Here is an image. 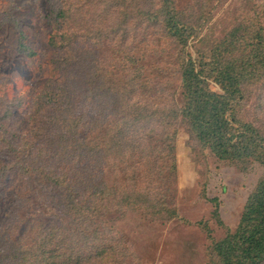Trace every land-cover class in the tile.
I'll return each mask as SVG.
<instances>
[{"label":"trees","instance_id":"16d2710c","mask_svg":"<svg viewBox=\"0 0 264 264\" xmlns=\"http://www.w3.org/2000/svg\"><path fill=\"white\" fill-rule=\"evenodd\" d=\"M58 9L60 21H55L56 30L48 38L50 47L59 51L51 59L57 76L32 92L27 129L9 133L1 123L0 194L19 178L22 183L14 196L16 208L0 225V264H126L127 248L100 215L130 208L155 218L177 216L162 187L174 168L176 120L219 159L251 160L264 168V133L236 117L243 85L264 74L258 71L264 66V31L260 28L251 38L234 27L208 54L192 59L187 39L194 27L184 22L172 0H164L158 14L140 9L137 22L161 25L180 46L175 60L180 62L182 104L165 107L149 100L166 94L156 87L158 81L150 86L152 76L136 64L140 59L133 54V38L127 43V35L118 29L100 35L97 27L84 25V31L69 32L81 24L69 25L68 4ZM128 22L123 14L115 26L126 28ZM23 38L19 32L18 50L34 56ZM104 40L117 54L126 49L131 57L126 55L118 68L113 63L109 70L89 50ZM79 46L83 54L74 55ZM212 82L221 92L211 89ZM8 112L10 108L1 119ZM34 184L60 189L59 223L46 224L43 215L30 208L27 193L33 192ZM211 201L212 215L222 224L218 199ZM211 251L210 264H264V170L237 227L215 241Z\"/></svg>","mask_w":264,"mask_h":264},{"label":"rangeland","instance_id":"374dc122","mask_svg":"<svg viewBox=\"0 0 264 264\" xmlns=\"http://www.w3.org/2000/svg\"><path fill=\"white\" fill-rule=\"evenodd\" d=\"M172 1L184 22L195 28L187 39L192 59L200 53L208 54L234 27H240V32L251 38L260 28L264 31V0ZM162 3L164 0H0V133L3 129L9 133L20 127L27 129L30 123L26 114L32 92L48 78L57 76L51 59L57 57L59 51L50 47L48 38L56 30L55 21H60L56 16L58 8L66 4L72 14L69 25L71 22L81 24L70 27L69 32L97 27L100 35L118 29V33L127 35V43L133 38V54L140 59L136 64L146 75L152 76L150 86L158 81L156 87L165 90V97L150 96L151 103L165 107L171 102L182 104L180 62L175 60L180 46L166 36L161 25L149 27V24L137 22L140 9L158 14ZM123 14L128 15L129 22L126 28L124 25L116 28ZM137 24L139 26L134 29ZM82 25L85 28H81ZM19 32L24 35L23 42L34 50V56H26L18 50ZM109 42L104 40L98 48L85 46V49L89 48L111 70L113 63L118 68L124 62L122 58L129 55V51L125 49L117 54ZM76 53L83 54L82 47L74 55ZM258 69L259 73H264V66ZM248 81L249 84L242 87L236 117L252 123L264 133V74ZM211 89L221 92L214 82ZM7 108L12 112L3 120ZM173 126L176 130L174 168L163 179L162 187L165 200L175 208L177 216L155 218L142 209L130 208L126 212L100 215L104 224L117 230L120 245L127 248L126 264H210L213 243L221 240L227 230H235L246 200L263 174V166L256 161L219 159L189 134L180 119ZM1 141L0 134V150ZM165 172L167 174V170ZM21 183L19 178L8 186L7 192L0 194V225L16 208L14 196L21 189ZM59 190L50 185L34 184L33 192L27 193L30 208L42 214L46 224L47 220L59 223L57 218L62 216ZM213 198L218 199L222 224L212 215Z\"/></svg>","mask_w":264,"mask_h":264}]
</instances>
